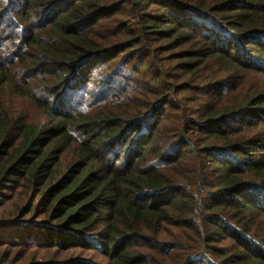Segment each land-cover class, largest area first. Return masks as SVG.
<instances>
[{
    "label": "trees",
    "instance_id": "obj_1",
    "mask_svg": "<svg viewBox=\"0 0 264 264\" xmlns=\"http://www.w3.org/2000/svg\"><path fill=\"white\" fill-rule=\"evenodd\" d=\"M18 262L264 264V0H0Z\"/></svg>",
    "mask_w": 264,
    "mask_h": 264
},
{
    "label": "rangeland",
    "instance_id": "obj_2",
    "mask_svg": "<svg viewBox=\"0 0 264 264\" xmlns=\"http://www.w3.org/2000/svg\"><path fill=\"white\" fill-rule=\"evenodd\" d=\"M2 97H5L2 96ZM11 103L7 104V108L8 111L11 114H17L20 113L22 114H26L30 117L31 120L33 121H41L44 122V115H42L39 111H36L33 107V105L30 103V101H27L25 99L23 100H18V99H12ZM29 222H32L34 224L33 221H31L30 219L23 221V224H28ZM21 262H18V264H20Z\"/></svg>",
    "mask_w": 264,
    "mask_h": 264
}]
</instances>
